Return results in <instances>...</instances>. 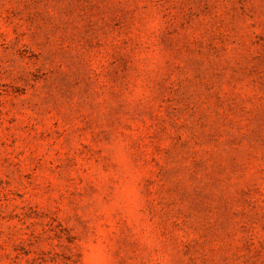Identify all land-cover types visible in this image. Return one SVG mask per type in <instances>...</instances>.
I'll list each match as a JSON object with an SVG mask.
<instances>
[{
  "label": "rangeland",
  "instance_id": "1",
  "mask_svg": "<svg viewBox=\"0 0 264 264\" xmlns=\"http://www.w3.org/2000/svg\"><path fill=\"white\" fill-rule=\"evenodd\" d=\"M0 264H264V0H0Z\"/></svg>",
  "mask_w": 264,
  "mask_h": 264
}]
</instances>
